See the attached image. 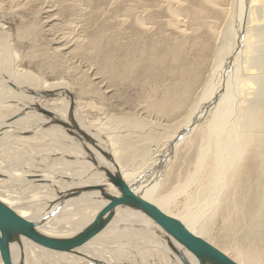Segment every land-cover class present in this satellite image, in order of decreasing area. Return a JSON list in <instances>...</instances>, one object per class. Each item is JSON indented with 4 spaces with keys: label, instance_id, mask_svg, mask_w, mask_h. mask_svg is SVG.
<instances>
[{
    "label": "bare ground",
    "instance_id": "6f19581e",
    "mask_svg": "<svg viewBox=\"0 0 264 264\" xmlns=\"http://www.w3.org/2000/svg\"><path fill=\"white\" fill-rule=\"evenodd\" d=\"M185 2H188L187 6ZM140 10L136 22L143 31L141 40L126 42L123 47L110 50V73L113 77L128 79L133 74L142 77L160 76L163 83L165 78L171 80V75H179V82L171 81L163 90V99L155 103L152 101L151 108L171 117L183 113L186 116L185 124L156 154V161H151L152 168L146 173L141 170L139 173L135 169L138 165L133 168L131 163L126 162V156L121 155L124 154L123 148L116 135L113 139L110 136L109 142L102 140L99 133L92 135L111 149V153L107 154L99 141L86 136L81 129L80 133L91 148L85 144L82 148L77 144L78 141H68L69 138L62 130L46 128L51 122L47 117L62 126L75 123L78 129L81 126L87 127V122L80 109H69L73 100L69 101L71 97L64 87L30 85L18 75L10 72L7 74L5 65L0 63V74L6 75L3 80L0 78V152L3 154L0 158V201L25 219L37 223V230L44 235L70 238L78 234L107 203L98 199L100 193L96 191L72 197L88 186H106L105 177L92 171L95 166L87 160L81 161L89 156L105 173L118 172L133 192L178 218L191 233L205 239L211 232L209 225L217 213L225 218L224 221L232 214L228 209V195L223 201V197L220 201L218 198L227 174L234 168V176L240 180L247 201L242 217L248 219L250 233L259 237L264 247V188L261 192L252 190L255 180L264 187V0H157L155 9L148 2ZM190 29L203 38L202 52L207 60L216 50L214 68H211L209 81L202 89L199 85H190V80L185 77L189 65H182L181 71L173 67L168 68V73L163 70L168 61L176 63L177 54L182 52V45L188 40L184 34ZM167 31L176 34L165 35ZM167 43L174 46L169 47L171 44L168 46ZM194 43L198 45V39ZM5 85H15L16 92L3 88ZM54 95H66L67 101L49 100ZM214 106L221 113L217 117L224 114L227 122L229 117L227 124L230 126V141L221 143L217 172L199 192L195 199V210L186 209L177 216L151 199L155 193L154 188L160 185L166 171L165 164L173 157L175 149L190 134L199 130L197 128L205 120V114ZM216 137L218 142L224 141L223 131L219 127ZM36 142H41L39 148L42 150L35 154L33 150L37 147ZM60 143L71 145L72 150L62 148V153L75 158V165L57 159L58 154L53 153L51 157L47 156L50 153L45 155L50 146L58 148ZM85 151L90 154L87 156ZM145 156L148 157V153ZM100 158L105 159L109 167ZM52 160L53 163L49 164ZM241 162L243 166H239ZM82 169L87 172L79 171ZM60 177L72 178L76 182L67 184ZM52 180L55 182L52 185L33 184L24 188L34 182ZM108 188L113 190L110 186ZM123 225L126 227L116 228ZM149 225L150 221L145 214L123 207L118 209L111 224L80 249L78 255L56 253L20 238L13 246V260L15 264H46L47 261L62 264L69 260L71 263H80L84 259L94 264H145L150 255H160L165 264H183L168 246L164 247L167 245V237L149 229ZM143 228L152 231L153 236ZM156 237L164 241H160V244ZM148 245L157 247L146 248ZM133 249L136 253L134 256L131 253ZM246 249L238 252L239 264H264V249L260 246ZM187 257L191 264H198L193 256L187 254ZM0 262L3 264L1 258Z\"/></svg>",
    "mask_w": 264,
    "mask_h": 264
},
{
    "label": "rangeland",
    "instance_id": "374dc122",
    "mask_svg": "<svg viewBox=\"0 0 264 264\" xmlns=\"http://www.w3.org/2000/svg\"><path fill=\"white\" fill-rule=\"evenodd\" d=\"M148 2L153 9L156 8L157 0H0V49L2 53L0 63L5 65L6 73L18 75L30 85L41 86L44 84L49 87L58 85L64 87L65 92L69 93V98L71 97L69 101L73 100L69 109H80V113L87 122H85L87 127L80 125L81 128L78 129L75 123H67L68 127L62 126L56 121L52 122L53 118L47 117L51 122L47 124L46 128L62 130L69 138L68 141L76 143L78 141L77 144L82 148L83 144L91 148L80 133L81 129L86 136L99 141L100 145L106 149L107 154L111 153V149L106 148L108 146L105 145V142H101L95 135L96 138L92 135L99 133L101 139L108 142L110 136L113 139V136L116 135L123 148L122 153L124 154L121 155L126 156V162L131 163L130 166L133 165V168L138 165L135 169L139 173L140 170L146 173L152 168L151 161H156V154L163 149L168 140L179 132V129L185 124L186 117L183 113L180 116L174 114L171 117L167 113L164 114L160 110L151 108L152 101L155 103V101L159 102L163 99V90L171 84V81L179 82V75H171L172 79L165 78L163 83L160 76L142 77L133 74L128 79L121 76L113 77L110 73L109 65L111 66L112 63L109 58L110 50H114L113 47H123L126 42L132 43V41L141 40L143 31L139 29L140 26L136 21L142 12L140 10L142 5L148 4ZM185 5L187 6L188 2H185ZM171 32L167 31L164 34H176ZM184 35L188 36L185 43L175 38L183 43L182 52L176 56V63L172 60L168 61L163 66V70L168 73L170 70L168 68L173 67L181 71L182 65H189L185 77L190 80V85H199L202 89L209 81L211 68H214L216 50H213L207 60L203 56V38L200 34H196L190 29ZM196 39H198V45L194 43ZM167 44L169 46L171 43ZM172 46L174 44L169 47ZM181 59L183 61L179 62ZM11 61H14V64ZM0 75L2 80L6 76ZM179 87L184 88L182 85ZM3 88H10L16 92L15 85H5ZM67 97L66 95H54L49 100L64 99L67 101ZM220 114L216 106L207 111L205 120L197 128L199 130L190 134L175 149L173 157L168 159L160 185L154 188L155 195L153 194L151 199L158 201L160 207L177 216H179V212L186 209L195 210L197 207L195 199L199 192L206 187L213 174L217 172L221 143L230 141V126L227 124L229 117L227 122V117L224 114L220 117L216 116ZM217 127L223 131L224 141H217ZM35 145L37 147L33 151L36 154L38 150H42L39 148L41 142H36ZM62 148L72 150L71 145L60 143L58 148L50 146L45 155L50 153L47 156L51 157V154L55 153L58 154L57 159L61 158L70 165L74 164L76 159L62 153ZM85 152L87 156L90 154L88 151ZM146 153H148V157H144ZM2 155L0 152V158ZM102 155L107 160L106 155L103 153ZM100 159L105 166L109 167L105 159ZM83 160L92 163L95 166L92 171L106 178L105 172L96 166L92 158L88 156L81 161ZM52 163L53 160L49 164ZM239 166H243V162ZM79 171L87 172L86 169ZM59 179L67 184L76 182L68 177ZM225 181L218 201L222 197L223 201L228 195V209L232 214L224 221L225 218L217 213L209 225V232H211L206 235L205 240L225 251L237 262L238 252L241 249L248 247L246 250H249L253 247L259 248V246L264 249V247L261 246L259 237L250 233L248 219L242 217V210L247 208V201L243 196L240 180L234 176V168L229 171ZM44 183L52 185L55 182L53 180L42 183L34 182L24 188ZM259 184V181L255 180L252 190L261 192L264 187L260 184L256 188ZM123 227L126 225L116 226V228ZM148 227L167 237L166 241L170 240L166 233L152 222ZM143 230L153 236L152 231L145 228ZM156 238L159 243L164 241ZM167 246L172 254L181 261L168 244L164 245L166 248ZM145 247L153 248L157 245ZM131 253L134 256V249L131 250ZM152 258L154 259L152 260ZM160 258L161 260H159ZM86 260L84 259L80 263L72 262L94 264ZM162 261L164 262L160 255H150L145 264H148L147 262L163 264ZM73 263L69 260L62 264ZM46 264L52 263L47 261Z\"/></svg>",
    "mask_w": 264,
    "mask_h": 264
},
{
    "label": "water",
    "instance_id": "95a60500",
    "mask_svg": "<svg viewBox=\"0 0 264 264\" xmlns=\"http://www.w3.org/2000/svg\"><path fill=\"white\" fill-rule=\"evenodd\" d=\"M105 175L106 186H88L74 194L96 191L100 193L98 199L107 203L83 230L70 238H54L42 234L37 230V223L25 219L0 201V258L2 263L15 264L13 246L20 238L28 239L55 252L79 254L80 249L111 224L118 209L124 207L145 214L150 222L166 233L170 238L167 244L179 256L183 264H191L187 254L193 256L198 264H239L213 244L191 233L181 220L133 192L118 172H109ZM108 186L113 190L111 191ZM72 197L75 196L72 195Z\"/></svg>",
    "mask_w": 264,
    "mask_h": 264
}]
</instances>
